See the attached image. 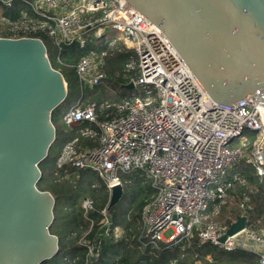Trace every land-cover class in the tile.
Wrapping results in <instances>:
<instances>
[{
  "label": "built area",
  "instance_id": "obj_1",
  "mask_svg": "<svg viewBox=\"0 0 264 264\" xmlns=\"http://www.w3.org/2000/svg\"><path fill=\"white\" fill-rule=\"evenodd\" d=\"M13 1L0 0L5 5ZM20 1L36 15L29 26L44 30L58 50L64 44H82L92 31L94 36L104 34L103 25L110 23L135 53L136 59L126 64L135 70L130 81L144 89L120 102L85 105L80 104V92L61 116L62 124L73 128L88 123L79 132L95 136L96 143L81 145L78 135L66 141L55 159V173L68 178L69 168L93 172L110 194L113 186L122 185L121 174L138 171L153 189L141 209L140 235L145 243L169 247L196 234L199 244L250 252L256 264H264V229L255 231L245 224L220 241L230 225L202 221L209 202L224 199L223 177L239 160L264 176V164L258 159L264 138V99L258 96L259 90L231 104L214 100L159 27L126 0ZM21 14L26 19V12ZM99 63L91 51L73 64L80 91L101 82L104 71ZM107 108L106 117L99 118V112ZM244 130L254 136L231 146ZM81 207L86 216L93 209L92 200L83 197ZM106 207L100 211L104 226L109 223ZM166 229L171 233L164 238ZM79 243L88 248L87 258L98 255L94 243Z\"/></svg>",
  "mask_w": 264,
  "mask_h": 264
},
{
  "label": "water",
  "instance_id": "obj_2",
  "mask_svg": "<svg viewBox=\"0 0 264 264\" xmlns=\"http://www.w3.org/2000/svg\"><path fill=\"white\" fill-rule=\"evenodd\" d=\"M125 2L159 27L214 100L231 104L257 90L264 99V0ZM66 95L42 39L0 36V264H40L59 249L49 230L55 198L37 183L56 135L51 112ZM258 159L264 164V138ZM122 195L113 186L107 210ZM245 224L239 216L219 240Z\"/></svg>",
  "mask_w": 264,
  "mask_h": 264
},
{
  "label": "trees",
  "instance_id": "obj_3",
  "mask_svg": "<svg viewBox=\"0 0 264 264\" xmlns=\"http://www.w3.org/2000/svg\"><path fill=\"white\" fill-rule=\"evenodd\" d=\"M26 12V19L21 12ZM36 18L32 9L23 1L14 0L10 5L0 2V36L38 37L44 42L50 59V51L58 52L57 60H50L52 66L60 68L66 82L65 99L51 112V121L56 128L55 139L48 149L47 156L39 163L42 176L37 183L41 190H48L55 198L54 219L49 230L58 236L59 249L50 258L40 264H256L253 253L243 250L225 251L212 244H199L196 234L183 238L181 242L169 247H159L145 243L141 232V209L151 198L153 189L150 180L142 177L138 171L121 174L123 195L107 213L109 223H102L101 209L109 199L104 183L93 172L69 168V177L62 178L55 173V159L62 145L79 136L81 145L96 143L95 136H82L78 127L65 129L59 126L63 113L81 96V105L88 102H120L132 95L125 91L122 84L128 83L135 70L126 68V64L135 60L132 49L112 43V37L90 35L80 44H64L60 50L53 39L42 29H32L29 25ZM93 51L99 59V68L104 77L98 84L80 91L73 64L82 55ZM76 93L75 98L72 94ZM80 92L82 93L80 95ZM70 98V104L66 102ZM99 112V118L106 117L105 111ZM225 197L221 201L209 202L202 221H218L230 225L239 216L246 217L248 228L260 231L264 229V176H259L253 166L239 160L224 175ZM132 186V188H130ZM89 197L93 209L84 215L81 199ZM120 228V234L114 236V229ZM98 246V255L87 258L88 248L79 243L80 236ZM210 259V260H209Z\"/></svg>",
  "mask_w": 264,
  "mask_h": 264
},
{
  "label": "rangeland",
  "instance_id": "obj_4",
  "mask_svg": "<svg viewBox=\"0 0 264 264\" xmlns=\"http://www.w3.org/2000/svg\"><path fill=\"white\" fill-rule=\"evenodd\" d=\"M103 28L105 30L104 36L112 37L111 42H113V43L114 42H117V45L118 46L119 45L120 46L124 45L125 47L129 48L128 45L125 42H123L121 39L118 38V36H117L118 35V32L111 27V24L110 23L104 24L103 25ZM92 34H94V31L91 32V35ZM100 35H102V33L99 34V36ZM57 55H58V52L56 50L50 51V60L56 61L57 60ZM122 86H123V84H122ZM125 91H128V94H130V95H140L141 93L144 92V89L140 85H134L132 88L125 89ZM75 96H76V93L74 91V93L72 94V98H75ZM67 103L70 104V98H69V96L67 97L65 104H67ZM62 126L65 129H68L67 126H65V125L62 124V120L60 119L59 120V126L58 127H62ZM253 136H254V134L252 132H249L247 130H244L243 133H242V135H241V137H239V138H237V139H235V140H233L231 142V146H234V145L239 146L242 143V141L249 142L250 139ZM130 188H132V186ZM203 223H206V222H203ZM114 231H115L114 232V236L115 235H119L121 229L117 227V228L114 229ZM170 233H171V229H166L165 231L162 232V235H163L164 238H166L168 236V234H170ZM80 240H83L84 241V240H87V238L85 237V235H82L79 238V241Z\"/></svg>",
  "mask_w": 264,
  "mask_h": 264
},
{
  "label": "crops",
  "instance_id": "obj_5",
  "mask_svg": "<svg viewBox=\"0 0 264 264\" xmlns=\"http://www.w3.org/2000/svg\"><path fill=\"white\" fill-rule=\"evenodd\" d=\"M113 43V42H112ZM131 49V48H130ZM134 52V51H133ZM135 54V53H134ZM136 59V58H135ZM132 96H134V95H132Z\"/></svg>",
  "mask_w": 264,
  "mask_h": 264
},
{
  "label": "bare ground",
  "instance_id": "obj_6",
  "mask_svg": "<svg viewBox=\"0 0 264 264\" xmlns=\"http://www.w3.org/2000/svg\"><path fill=\"white\" fill-rule=\"evenodd\" d=\"M122 28V27H121ZM56 129V128H55Z\"/></svg>",
  "mask_w": 264,
  "mask_h": 264
}]
</instances>
